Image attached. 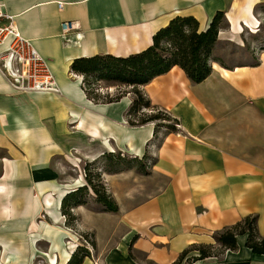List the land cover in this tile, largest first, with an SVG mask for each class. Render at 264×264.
<instances>
[{"label":"crops","instance_id":"1","mask_svg":"<svg viewBox=\"0 0 264 264\" xmlns=\"http://www.w3.org/2000/svg\"><path fill=\"white\" fill-rule=\"evenodd\" d=\"M62 4L60 8L59 5ZM19 33L49 64L59 93H18L0 73V264H68L79 233L94 235L83 264H176L185 251L220 246L215 235L257 216L264 236V41L252 63L222 66L193 83L180 67L142 89L153 106L179 121V131L132 127L134 96L97 104L72 64L81 58H126L153 45L178 17L200 32L225 16L221 45L245 47L261 32L264 0H0ZM75 22L69 36L62 24ZM116 94L117 88H103ZM147 166L105 173L118 212L79 206V225L66 228V196L87 185L82 166L109 153ZM73 170L74 174L67 173ZM238 250L193 264H264L238 237Z\"/></svg>","mask_w":264,"mask_h":264},{"label":"trees","instance_id":"2","mask_svg":"<svg viewBox=\"0 0 264 264\" xmlns=\"http://www.w3.org/2000/svg\"><path fill=\"white\" fill-rule=\"evenodd\" d=\"M224 27L223 13H218L204 32H200L199 22L195 18L178 17L154 36L153 45L146 51L126 58L106 55L77 59L72 64V71L75 75L83 77V89L94 103H117L132 94L134 100L127 114L128 124L132 127L154 124L156 129L154 140H159L160 131L167 133L179 131L175 126L179 121L173 119L167 111L153 106L142 88L155 78L169 73L174 67H180L193 83L204 82L212 74V62L225 66L214 56L219 33ZM111 87L117 88L116 94L101 92L103 88ZM127 158L129 157L120 152L103 156L102 161L108 159L113 162V165L105 169V173L124 171ZM131 162L139 164L140 173L148 174L147 166L142 161L131 158ZM98 163L95 161L85 165L87 185L63 200L61 212L68 228H74L78 221L74 210L87 205L92 193L96 197V202L108 212L116 213L119 210L116 201L103 183L102 173L97 171ZM257 222V216H249L237 225L216 234L219 252L214 246L196 247L193 250L198 251L199 256L188 259L186 263L193 264L219 257L227 251H237V239L244 235L248 236L247 247L256 255H264V236L259 233ZM92 246L95 247L94 242ZM190 251H185L176 264H182ZM88 257H91L90 251L84 246H79L68 264H83Z\"/></svg>","mask_w":264,"mask_h":264},{"label":"built area","instance_id":"3","mask_svg":"<svg viewBox=\"0 0 264 264\" xmlns=\"http://www.w3.org/2000/svg\"><path fill=\"white\" fill-rule=\"evenodd\" d=\"M59 7L61 8L62 4ZM78 30L75 22L62 24L64 36ZM0 73L18 93H59L48 62L41 57L33 44L19 33L15 18L7 14L1 5ZM175 126L180 128L179 124ZM88 250L92 253L90 248Z\"/></svg>","mask_w":264,"mask_h":264},{"label":"rangeland","instance_id":"4","mask_svg":"<svg viewBox=\"0 0 264 264\" xmlns=\"http://www.w3.org/2000/svg\"><path fill=\"white\" fill-rule=\"evenodd\" d=\"M244 40H245V47H242V48H240L239 46H236L235 44L234 45L233 44L221 45L219 47V49L216 50L214 53L215 58L220 60L227 67L252 63L253 60L251 59V56L253 57V54L255 53L252 45H254V44L260 45V42L264 41V17H263V21L261 24V32L258 34V36L253 37V36L247 34V32H245ZM98 162H99L98 163L99 169L97 171H98V173L99 172L102 173L103 183H104V185H106V182L104 180L105 169L107 170L108 166L113 165V162H111L108 159H104L103 161L98 160ZM85 165L82 166L83 171H84ZM130 169L138 171L139 170V164L135 163V162L132 163L131 158H130V160H129V158H127L125 160V163H124V171L130 170ZM67 173L74 174L72 169L67 170ZM84 176H85V174H84ZM106 187H107V185H106ZM88 204H90V206L92 208H97V209L99 208L97 206L100 204L96 202V197L93 195V193H92V198L89 200ZM77 218H78V221L75 225L76 229H77V226L79 225V222H80L79 217H77ZM64 221H65L64 225L66 226V228H68L66 225L65 217H64ZM74 228H68V229L73 230ZM79 234L81 236V237H79L80 244L82 246L86 247L87 249L90 248L91 250H93L92 243L94 241V235L92 233H79Z\"/></svg>","mask_w":264,"mask_h":264}]
</instances>
